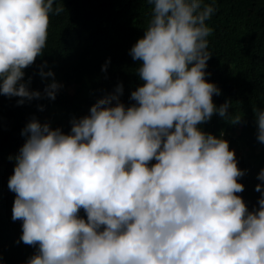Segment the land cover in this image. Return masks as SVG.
<instances>
[{
  "label": "clouds",
  "instance_id": "obj_1",
  "mask_svg": "<svg viewBox=\"0 0 264 264\" xmlns=\"http://www.w3.org/2000/svg\"><path fill=\"white\" fill-rule=\"evenodd\" d=\"M146 2L144 35L129 50L143 82L131 92L135 103L121 102L120 83L73 117L68 133L33 117L9 157L17 243L36 249L25 264H264V183L250 211L238 195L246 170L235 151L223 132L199 127L214 114L242 118L229 101L217 107L221 91L206 80L216 0ZM65 11L62 0H0V94L18 105L56 99L62 85L46 61L38 74L52 80L43 92L24 69L47 47L50 16ZM255 115L264 144V109Z\"/></svg>",
  "mask_w": 264,
  "mask_h": 264
},
{
  "label": "trees",
  "instance_id": "obj_2",
  "mask_svg": "<svg viewBox=\"0 0 264 264\" xmlns=\"http://www.w3.org/2000/svg\"><path fill=\"white\" fill-rule=\"evenodd\" d=\"M65 12L50 16L47 47L42 56L25 71L32 78L31 89L43 92L52 77L42 80L39 65L55 73L62 85L56 99H33L18 105L19 97L0 94V264H25L36 249L17 241L22 221L12 220L15 193L8 188L14 174L15 157L25 142L21 135L35 117L41 124L70 132L73 117L89 114L91 106L116 86L123 84L121 102L130 106L131 92L143 82L129 50L144 35L150 16L146 0H62ZM55 6V5H54ZM217 11L207 21L213 28L209 39L212 56L207 62L208 82L221 91L213 95L219 107L226 101L230 114H240L233 124L214 114L199 127L229 142L235 151L238 167L246 170L238 182V193L251 211L258 207L261 195L257 176L264 168V144L257 140L256 109H264V0H216ZM110 58L106 72L102 66ZM41 107L43 110H41ZM155 163V161H152ZM81 216H85L83 209Z\"/></svg>",
  "mask_w": 264,
  "mask_h": 264
}]
</instances>
